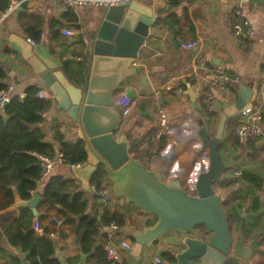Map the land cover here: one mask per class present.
<instances>
[{
	"label": "crops",
	"instance_id": "1",
	"mask_svg": "<svg viewBox=\"0 0 264 264\" xmlns=\"http://www.w3.org/2000/svg\"><path fill=\"white\" fill-rule=\"evenodd\" d=\"M9 1L11 3L12 0ZM15 1L21 3L17 12L9 14V8L5 12L0 11V70L6 74V78L0 80V83L12 87L14 96L25 94L28 88L35 86L45 90L47 98L52 100V107L44 113V123L40 125L46 142L54 144L55 148L59 150V144L55 139L59 134L64 137L65 142L76 144L78 141H82L79 137V126L74 124L63 110L59 109L41 78L33 73L32 67L22 59L9 40L13 35L24 37L27 40L31 39L26 33L27 28L41 25L43 35L37 46L42 44L47 46L52 55L64 65V72H66V62H73L72 66L85 62L86 69L89 65L88 75L90 71L88 49L90 34L102 22L106 9L95 6L76 8L77 23L73 25L66 21L65 6L61 2L53 0ZM244 1L247 14L258 25L257 35L254 39L234 36L233 24L236 19L233 14L232 0H194L190 3L184 2L178 7L171 6L169 0L141 2L143 5L140 7L143 10L147 11V7L151 8L150 11L157 14L159 19L150 29L146 43L139 52L137 64L134 66L136 74L123 84L118 94L125 92L136 101L129 116L124 118L119 137L122 134L128 135L133 143V157L144 164L150 166L156 157H165L167 180L181 179L183 187L191 193L195 191L199 173L209 167V150L203 146L198 135L202 122L214 134L218 112L223 110L225 104L234 105L238 101L240 86H249L253 88V91H261L264 87V0ZM172 14L179 18V23L176 26L171 27L159 23ZM54 21L60 22L64 27L61 29L52 28ZM192 28H194V33H192ZM65 29L73 31L75 35L73 37L65 36L63 34ZM190 42H197L198 46L194 50L184 49L183 44ZM83 48L86 59L82 54ZM200 60L206 62V69L201 66ZM219 70H224L232 80L237 79L239 82L237 84L232 82L227 85L226 89L215 91L214 116L208 117L203 109L202 94H199L196 88L210 86L214 72ZM83 76L75 78V80L79 81L83 79ZM230 87L237 89V92H232ZM191 92L195 93L193 99L190 96ZM252 103H255L254 93ZM160 108L167 114V124L171 134L165 136L159 155H155L154 153L162 144L157 147L152 146L150 139L160 130L158 113ZM263 109L264 102L260 110L263 111ZM240 119L238 116L229 122L223 156L242 154L245 158L250 152L248 161L252 162L253 143L257 150V154H254L255 157L264 152V134L243 146V150L236 149L229 140L230 127L232 124H238ZM241 163L236 165L239 166ZM236 165L233 167L234 169L232 168L233 170L230 169V172L233 171L235 176L237 171L241 170L236 169ZM249 165L244 169L250 168L251 163ZM241 171H239L240 175ZM260 176L264 177V174L261 173ZM51 177L75 179L81 187L80 190L86 192L82 188V180L75 175L73 167L69 165H57ZM222 180L223 178L218 182ZM105 185L113 193L110 177L105 180ZM86 194L89 202L87 214L97 217L99 221L105 208L111 210L121 208L124 211L132 212V218L125 227L121 228L120 236L123 239H129L134 243V246L133 234L143 231L157 222L155 216L142 213L138 208L127 203L124 198H116L114 194L115 201L107 205L96 198L91 190ZM261 197L263 212L264 192ZM18 203L17 201L11 208L0 212V264H19L15 260H20L22 264H29L26 261L28 254L10 244L4 229L5 225H9L7 214L13 213V217L20 216L19 207L23 206ZM238 214L241 217L240 224L244 217L248 222L247 244L258 241L253 263L264 264V215L253 212L251 201L244 204L238 210ZM57 229L59 232L63 229L66 236L61 237L58 233L53 238L58 242L60 250L70 264H79L82 255H86V264H98L90 260L87 254L81 252L75 233L69 227L57 225ZM234 230L238 233L240 229L234 226ZM37 233L44 235V232ZM177 237L176 232L169 233L151 247H145L140 254L134 253L135 248L131 251L121 249L118 261L110 264H151L153 255L157 252L162 254L166 264H175V260L174 262L169 261L165 254L170 253L174 256L182 249L177 246L175 240ZM106 239L103 228L99 227V234L96 237L97 245L104 244Z\"/></svg>",
	"mask_w": 264,
	"mask_h": 264
},
{
	"label": "water",
	"instance_id": "2",
	"mask_svg": "<svg viewBox=\"0 0 264 264\" xmlns=\"http://www.w3.org/2000/svg\"><path fill=\"white\" fill-rule=\"evenodd\" d=\"M141 5L135 1L104 11L102 22L90 34V71L85 85L71 82L64 65L47 46H32L17 35L11 36L9 43L41 78L59 109L79 126L87 161L73 168V172L82 180L83 190H91L94 175L102 166L112 180L116 198H124L142 213L157 218L153 226L133 234L135 254L177 232L183 236L177 242L182 249L174 255L175 264H254L258 241L247 244V219L242 218L240 230L234 236L229 212L223 206L230 196L219 194L214 187L243 158L242 154L225 158L223 147L229 122L250 106L253 88L239 87L238 101L225 104L218 112L214 134L202 122L198 135L209 150V167L199 173L192 193L183 187L181 179L167 180L165 157H156L150 166L144 164L133 157V143L128 135L119 137L124 124L116 104L119 91L136 74L134 66L139 52L159 19L151 8L145 11ZM190 96L193 99L195 93ZM17 201L32 210L36 221L39 219L42 197L38 192L29 201L21 202L18 197ZM54 245L60 263L70 264L57 241ZM79 264H86V255L81 256Z\"/></svg>",
	"mask_w": 264,
	"mask_h": 264
},
{
	"label": "trees",
	"instance_id": "3",
	"mask_svg": "<svg viewBox=\"0 0 264 264\" xmlns=\"http://www.w3.org/2000/svg\"><path fill=\"white\" fill-rule=\"evenodd\" d=\"M193 1L169 0V4L173 7H178L184 2L190 3ZM9 6V0H0V11L5 12ZM65 17L68 23L76 25L77 17L74 9H67ZM159 23L174 27L179 23V18L172 14L167 19L159 21ZM53 27L61 29L64 26L60 22L54 21L52 23ZM76 28L79 27L76 26ZM26 33L31 40L38 43L41 41L43 30L41 25L29 26ZM192 33H194V28H192ZM82 50V54L86 59L85 49L83 48ZM72 64L73 62L71 61L65 64L69 79L77 86L85 85L89 65L86 69L85 62L77 66H72ZM85 70L86 73H84ZM81 76H83V79L75 80V78ZM5 78L6 74L0 70V80ZM7 88V85L0 83V91ZM230 88L232 92H237L234 87ZM40 90L41 88L36 86L28 88L25 91L24 99H21L20 96H14L11 103L0 113V212L15 205L17 197L22 201H29L34 192H38L42 197L38 207L40 217L37 221L31 209L25 206L19 207L21 211L19 217H13V213L6 215L9 218V225H5L4 229L8 240L13 247L19 248L28 254L26 261L29 264H61L55 257V239L53 238L58 233L61 237L66 236L63 229L60 232L57 229L55 219H59L63 221L62 227L67 226L75 233L79 249L87 254L90 260L98 264H110L112 262L108 260L104 250L107 239L102 245H97L96 242L99 227L116 223L123 228L132 218V212L124 211L121 208H115L114 210L105 208L104 214L99 221L97 217L87 214L89 204L87 194L80 190L81 187L75 179L50 177L44 183L42 182V171L37 155L55 157L58 153H62L65 157L66 165L74 166L85 163L87 154L83 141L70 144L65 142L63 136L57 134L55 139L59 144V150L55 148L54 144L46 142L45 134L40 125L44 123V113L52 107V100L50 98H39ZM209 90L210 86H206L203 89L201 101L205 115L212 117L214 114L209 111L206 104V94ZM261 114L264 124V109ZM237 125V123L231 125L229 140L236 149L240 148L243 150V146H240L237 138H235ZM162 147L163 143L154 154L159 155ZM250 154V152L247 153L246 159H249ZM254 154H257V150L253 143V158H256ZM108 177L109 175L101 166L94 175L92 184H95L99 191H103L107 188L105 180ZM229 184L237 188L234 187L235 189L230 194L229 200L223 206L229 212L230 224L233 230L234 226L240 229L241 217L238 214V210L249 201L253 204V212L255 214L261 213V215H264L261 197L264 192L263 176H260L254 170L244 169L241 171L240 176L234 175L226 178L214 184V187L219 190V188L228 187ZM221 193L223 194V192ZM132 206L134 205L132 204ZM36 222L43 228L44 235H40L35 231L34 225ZM199 230L205 232L204 227H200ZM165 257L172 262L175 260L170 253H166ZM15 261L22 264L20 260Z\"/></svg>",
	"mask_w": 264,
	"mask_h": 264
},
{
	"label": "built area",
	"instance_id": "4",
	"mask_svg": "<svg viewBox=\"0 0 264 264\" xmlns=\"http://www.w3.org/2000/svg\"><path fill=\"white\" fill-rule=\"evenodd\" d=\"M56 2H61L65 6V10L67 9H76L85 6H95L100 8L108 9L113 6H121L125 4H130L132 2H143V1H152L158 2L160 0H53ZM233 4V14L235 16V22L233 24L234 29V36L236 38H247V39H254L257 35L258 25L255 21H253L246 12L245 9V1L244 0H232ZM21 3L12 0L10 3V7L8 9L9 14H13L18 11ZM264 18V13H263ZM263 30H264V23H263ZM63 34L67 37H73L75 33L71 30H63ZM87 42L86 39H84ZM28 42L32 46H37V42L28 39ZM197 42H190L187 44H183V48L187 50H194L197 47ZM200 64L202 67L206 69V62L200 60ZM238 83L239 81L232 80L231 77L225 72L224 70H219L218 72H214L213 78L210 84V90L206 94V104L207 108L211 113L214 114V104L216 100L215 91L217 89L224 90L226 89L227 85L230 83ZM207 85L204 86V88ZM204 88H196V91L199 94H203ZM255 95V103L250 104L248 108L243 110L239 116L240 120L235 130V136L238 140V143L241 146H246L247 143L250 141L260 138L264 134L263 129V122H262V114H261V106L264 102V87L258 91H254ZM47 92L45 90L39 91V98L45 99L47 98ZM14 98L13 88L8 87L7 89L0 91V112L5 110V105L10 104L12 99ZM21 99L25 98V94L20 95ZM116 104L120 107L122 116L125 118L129 116L133 107L136 104L127 93L123 92L117 97ZM159 117H160V130L159 132L155 133L151 139L150 143L152 146H160L165 138L170 133V128L167 124L168 117L166 112L163 109L158 110ZM171 134V133H170ZM244 158V157H243ZM37 159L41 168V175H42V182H45L49 179L57 165L59 164H66L65 157L62 153H58L55 157H48L46 155H37ZM242 161V160H241ZM244 159L242 163H244ZM81 165H74L71 166L73 168H77ZM240 175V172L237 173ZM91 192L94 194L95 197H98L99 200L104 204H111L115 201V197L113 193L109 189H105L103 191H99L95 184H91ZM56 224L60 227L63 224L62 220L55 219ZM107 242L104 246V250L106 252L107 258L111 262H116L119 259V250L131 251L134 248V243H132L129 239L121 238V227L116 224L112 223L109 226H103ZM34 229L37 232H43V228L41 225L36 222L34 225ZM177 233V232H176ZM198 233V232H197ZM195 233V234H197ZM178 237L175 239L176 243L182 239L181 234L177 233ZM151 264H166L163 256L161 253L157 252L153 255V259Z\"/></svg>",
	"mask_w": 264,
	"mask_h": 264
},
{
	"label": "rangeland",
	"instance_id": "5",
	"mask_svg": "<svg viewBox=\"0 0 264 264\" xmlns=\"http://www.w3.org/2000/svg\"><path fill=\"white\" fill-rule=\"evenodd\" d=\"M224 149H226V146L223 147V151H224ZM243 157H244V155H243ZM242 160H243V158H242ZM244 160H245L244 163H241L239 166L236 165L237 166L236 169H241L242 170V169L250 166L249 164L251 163V167L250 168H247V169H249L251 171L255 170V171L259 172L260 174L261 173L264 174V152L260 153L256 158H253V161L252 162L251 161L249 162L248 159H246V157L244 158ZM240 162H242V161H240ZM233 169H231V170H233ZM231 170H228L229 172H227L223 176V180H225L226 178H229V177H233L234 176V173H232L233 171L230 172ZM241 170H239V171H241ZM239 171H237V172H239ZM237 176H238V174H237ZM234 187H235L234 185L229 184L228 187L225 186L222 189L219 188V191L220 192H218V193L220 194L221 192H223V194H226V195H229L230 196V194L232 193V191L235 188H237V187H235V188ZM215 189H216V187H215Z\"/></svg>",
	"mask_w": 264,
	"mask_h": 264
},
{
	"label": "flooded vegetation",
	"instance_id": "6",
	"mask_svg": "<svg viewBox=\"0 0 264 264\" xmlns=\"http://www.w3.org/2000/svg\"><path fill=\"white\" fill-rule=\"evenodd\" d=\"M232 156H234V155H232ZM232 156H230V157H232ZM225 158H226V157H225ZM238 232H239V231H238ZM233 233H234V236L238 234L235 230H233ZM250 243H252V242H250ZM250 243H249V244H250Z\"/></svg>",
	"mask_w": 264,
	"mask_h": 264
}]
</instances>
